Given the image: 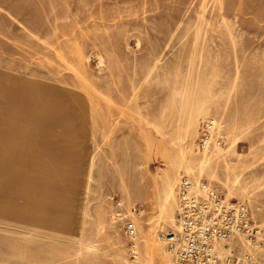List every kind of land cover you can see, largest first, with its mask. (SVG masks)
<instances>
[{
	"label": "rangeland",
	"instance_id": "1",
	"mask_svg": "<svg viewBox=\"0 0 264 264\" xmlns=\"http://www.w3.org/2000/svg\"><path fill=\"white\" fill-rule=\"evenodd\" d=\"M180 177L264 227V0H0V264H171Z\"/></svg>",
	"mask_w": 264,
	"mask_h": 264
},
{
	"label": "built area",
	"instance_id": "2",
	"mask_svg": "<svg viewBox=\"0 0 264 264\" xmlns=\"http://www.w3.org/2000/svg\"><path fill=\"white\" fill-rule=\"evenodd\" d=\"M119 207L121 201L116 202ZM132 242L133 221L123 224ZM171 264H259L255 256L264 241L245 207L222 198L204 181L180 177L176 186L175 226L162 236Z\"/></svg>",
	"mask_w": 264,
	"mask_h": 264
},
{
	"label": "bare ground",
	"instance_id": "3",
	"mask_svg": "<svg viewBox=\"0 0 264 264\" xmlns=\"http://www.w3.org/2000/svg\"><path fill=\"white\" fill-rule=\"evenodd\" d=\"M173 187H174V180H171L168 183V185L166 186L165 193H164L165 194V196H164L165 200L164 201H165L166 204H168V203L170 204L172 202V200H173ZM148 243H149V241H148ZM150 250H151V248H150Z\"/></svg>",
	"mask_w": 264,
	"mask_h": 264
}]
</instances>
